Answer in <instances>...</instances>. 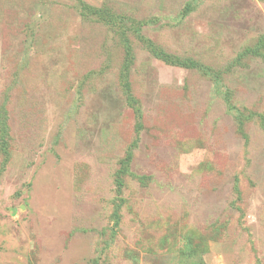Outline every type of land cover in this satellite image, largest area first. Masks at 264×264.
I'll use <instances>...</instances> for the list:
<instances>
[{
  "label": "rangeland",
  "instance_id": "1",
  "mask_svg": "<svg viewBox=\"0 0 264 264\" xmlns=\"http://www.w3.org/2000/svg\"><path fill=\"white\" fill-rule=\"evenodd\" d=\"M79 1L0 0V264H264V46L224 69L264 42V0H81L225 70L168 65L132 36V104L124 45Z\"/></svg>",
  "mask_w": 264,
  "mask_h": 264
},
{
  "label": "trees",
  "instance_id": "2",
  "mask_svg": "<svg viewBox=\"0 0 264 264\" xmlns=\"http://www.w3.org/2000/svg\"><path fill=\"white\" fill-rule=\"evenodd\" d=\"M81 15L84 21L90 22L92 19L97 21L100 24L106 25L109 27L117 37H119L120 42L124 45V60L120 69V77L123 84L124 91L127 93L128 100L132 104L135 101V98L132 95V88L130 82L131 69L134 64V50L132 47L131 37H135L138 41L143 43V46L157 59L165 62L168 65L182 67L186 69H199L205 75L210 76L213 81L218 82L224 71L227 68H231L236 64L249 57L251 55L257 56L261 53V50L264 46V42H258L257 46H248L243 52L232 61L225 70H215L209 65L205 64L200 60L193 59L191 57L182 56L176 53L168 52L161 46L157 45L152 40L146 38L142 30V22H139L135 18L127 15L126 13L117 11L114 7L104 4L101 7H94L88 5L81 0L79 1ZM240 119V117H239ZM7 113L5 111H0V156L1 167H0V177L5 173L7 166L11 159L10 152V133ZM132 161V152H129L125 157L119 162V168L115 173V186L117 197L112 201L113 211L110 216L111 220L114 221L115 225L118 226L120 223V210L122 207L123 199L121 195L123 194V188L126 185L128 177H135V175L130 171V164ZM143 178H140V181H143ZM193 264H204L202 262H194Z\"/></svg>",
  "mask_w": 264,
  "mask_h": 264
}]
</instances>
